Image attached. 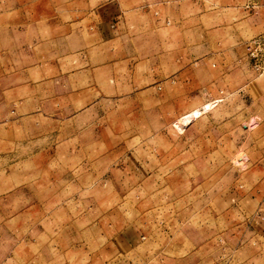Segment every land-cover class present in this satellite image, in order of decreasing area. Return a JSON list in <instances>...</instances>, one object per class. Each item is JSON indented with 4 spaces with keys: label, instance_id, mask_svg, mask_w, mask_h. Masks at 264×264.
I'll list each match as a JSON object with an SVG mask.
<instances>
[{
    "label": "rangeland",
    "instance_id": "obj_1",
    "mask_svg": "<svg viewBox=\"0 0 264 264\" xmlns=\"http://www.w3.org/2000/svg\"><path fill=\"white\" fill-rule=\"evenodd\" d=\"M71 1L0 0V264H264V0Z\"/></svg>",
    "mask_w": 264,
    "mask_h": 264
},
{
    "label": "crops",
    "instance_id": "obj_2",
    "mask_svg": "<svg viewBox=\"0 0 264 264\" xmlns=\"http://www.w3.org/2000/svg\"><path fill=\"white\" fill-rule=\"evenodd\" d=\"M126 1L135 2L134 0H73L67 7L77 13L86 15V19L92 23V34L99 33L102 38L109 36V34H118L124 28L126 23V16L124 11V4ZM80 9V10H79ZM264 28V22L261 23ZM112 28V29H110ZM245 51V50H244ZM257 81H264V72L255 75ZM259 214L261 215L260 223L264 225V202L261 205Z\"/></svg>",
    "mask_w": 264,
    "mask_h": 264
},
{
    "label": "built area",
    "instance_id": "obj_3",
    "mask_svg": "<svg viewBox=\"0 0 264 264\" xmlns=\"http://www.w3.org/2000/svg\"><path fill=\"white\" fill-rule=\"evenodd\" d=\"M249 5V4H248ZM251 66L257 73L264 72V33L250 39L245 46Z\"/></svg>",
    "mask_w": 264,
    "mask_h": 264
},
{
    "label": "bare ground",
    "instance_id": "obj_4",
    "mask_svg": "<svg viewBox=\"0 0 264 264\" xmlns=\"http://www.w3.org/2000/svg\"><path fill=\"white\" fill-rule=\"evenodd\" d=\"M242 157V156H241ZM235 162L237 163V164H241L242 162H241V160H240V158H236L235 159Z\"/></svg>",
    "mask_w": 264,
    "mask_h": 264
}]
</instances>
